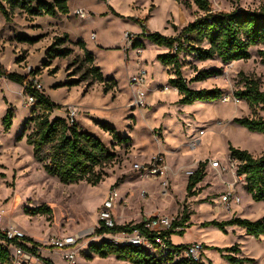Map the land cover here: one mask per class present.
Wrapping results in <instances>:
<instances>
[{"label":"rangeland","instance_id":"obj_1","mask_svg":"<svg viewBox=\"0 0 264 264\" xmlns=\"http://www.w3.org/2000/svg\"><path fill=\"white\" fill-rule=\"evenodd\" d=\"M133 1L68 0L70 15L58 18L31 16L19 8H8L10 20H6L0 11V65L9 73L39 79L43 84V93L46 90V96L60 106L54 111L56 116L67 118L74 110L76 115L73 119L79 129L99 138L116 155L114 161L104 168V179L97 185L85 180L66 185L48 175L42 165L33 159L32 149L27 144V135L34 129V122L30 120L40 110L37 108L33 114L35 105L27 104L29 95L22 90V86L0 77V208L6 210L4 224L16 223L27 237L38 243L41 253L42 250L55 253L54 260L50 256L48 258L52 264H67L62 252L51 247L48 239L86 233L94 228L98 210L108 190L115 187L122 200L115 210L117 225L139 223L148 218L147 214L167 216L173 219V223H178L186 208L190 216L185 223L188 226L183 235H171L176 242L174 245L202 242L205 247L203 262L239 264L227 259V255L233 254L227 248L236 245L240 253L233 255L253 260L244 264H264V236L255 238L235 225L227 226L225 231L202 226L208 221L221 222L233 217L252 221L264 219V202H255L247 194L236 173L237 163L229 153L230 146H233L254 156L264 155V135L249 132L234 122V119L252 116L247 103L234 96V92L243 87L241 77L259 78L264 91V64L258 55L262 47L251 48L250 59L230 63H223L218 58L199 61L193 55L182 54V76L188 82L204 71H218L203 81L192 82L190 87L196 90L219 88L223 95L219 101L184 105L189 108L180 117L171 106L167 109V105H159L162 102L157 100V97L163 101V98L170 100L176 96L173 92L167 95L170 91H163L164 87L170 89L168 80L175 76L173 66H165L158 60V56L168 50L137 33L142 29L136 20L144 21L147 26L149 11H153L156 5L147 4L148 0H139L141 4L137 2L132 7L133 15L126 16ZM209 1L215 12L239 8L256 10L264 5V0ZM156 2L160 7L149 19L150 25L162 28L168 12H173V20H169L167 25L173 36L201 14L192 0ZM110 3L118 10L115 11ZM2 5L7 7L5 2ZM106 5L111 13H106ZM80 8L88 11V18L75 16L74 12ZM93 33L97 35L96 39L92 38ZM64 35L69 41L55 46L50 52L55 39ZM82 40L88 44L95 57L94 64L101 69L103 77L117 82L112 91L104 93L103 85L93 81L84 53L77 46V42ZM139 43L143 46L137 47ZM100 44L113 47L101 49ZM60 49H67L69 54L56 56ZM139 69H146L150 76L149 101L145 108L134 104L129 86V78ZM68 83L74 85L69 86ZM66 104L70 105L64 106ZM8 109L14 114L13 125L9 132H4L3 118ZM171 111L175 116L170 117ZM258 115L264 117L261 111ZM26 122V132L21 137ZM102 125L114 127L130 142L118 143ZM201 129L205 131L202 141L197 150H191L188 143ZM189 134H192L190 138ZM173 153H180L183 160L178 161L177 155L173 160ZM157 154L164 155L165 160L175 166L176 173L182 165L191 166L186 168L185 173L195 171L197 168H191L197 159L198 163H205L206 175L195 187L196 195L188 196L187 192L183 195L184 172L178 180L175 177L179 173L172 180L169 174L172 195H161L153 180L143 178L134 171L135 163H148ZM213 161H219L221 169L213 168ZM171 183L177 185L175 189ZM230 184L241 201L227 210L219 198ZM144 189L148 192L145 197L141 195ZM39 207L48 210L35 216L27 214ZM180 230L182 228L176 229ZM92 237L87 236L80 241L76 264H130L114 256L99 258L91 254L89 244L93 241ZM152 252L165 261L161 248Z\"/></svg>","mask_w":264,"mask_h":264},{"label":"trees","instance_id":"obj_2","mask_svg":"<svg viewBox=\"0 0 264 264\" xmlns=\"http://www.w3.org/2000/svg\"><path fill=\"white\" fill-rule=\"evenodd\" d=\"M180 1V0H177ZM197 6L199 14L193 21L188 23L173 37L165 36L159 32H151L144 21L137 19V23L142 29L140 37L149 39L154 45L168 50L166 54L158 56V60L165 66H173L174 78L168 80V84L177 89L181 98L177 102L179 105H191L196 102L219 101L222 98V91L219 88L212 89H192V82L203 81L218 73L216 70L199 73L189 82L182 76L183 61L182 54L193 55L199 61L220 59L223 63L248 60L251 58L250 49L262 47L258 51L260 61L264 64V5L256 10L234 9L231 11L215 12L209 0H192ZM5 2L7 7L2 5ZM34 4V5H33ZM8 8H19L31 16H57L69 14L68 0H0V11L6 20H10ZM115 13V12H113ZM69 41L67 35L58 37L50 46L49 51H54L55 46H62ZM77 46L83 51L85 60L89 65V72L93 81L103 85V92L108 93L117 87L114 79H105L101 69L95 66V57L89 52L84 43L79 41ZM138 46H143L139 43ZM56 56L65 57L69 54L67 49H60ZM34 74V73H33ZM0 77L19 83L24 92L32 95L36 102L32 113L38 108L40 113L30 121L34 122L33 131L27 135V144L32 149L33 159L42 165L43 170L50 176L55 177L62 184H74L85 180L87 183L97 185L103 181L104 168L114 161L116 155L111 153L108 147L96 136L83 132L79 129L76 121L68 123L67 118H52L53 112L60 106L53 103L43 92H38L29 84V76L17 73H9L0 65ZM243 87L234 92L235 98L245 101L252 111V116L234 119V122L249 132L264 135V117L258 115V111L264 114V91L261 89V80L252 76H242ZM73 86L74 83H68ZM13 111L8 109L3 118L4 132H9L13 125ZM28 122L24 125L23 134L26 132ZM103 129L112 136L118 143H128V137L121 136L114 127L102 125ZM230 158L237 162V175L242 177L248 195L255 202H264V155L254 156L247 150H242L230 146ZM205 163L199 162L197 169L188 177L186 191L188 196L196 195L195 187L205 178ZM45 207H39L28 211L27 214L35 216L47 211ZM190 216L186 208L182 219L178 223H173L172 229L163 232H152L144 229V223L116 225L113 229L102 227L96 234L101 235L106 232H132L140 229L151 242L154 248L151 250L139 247H118L106 240L91 241L89 251L99 258L116 257L121 261L130 264H207L203 261H193L182 256V252L187 245H174L170 238L172 234H184V229L188 226ZM238 226L246 233L255 238L264 236V219L252 221L245 218L233 217L227 221L212 220L202 224L204 227H216L225 231L227 226ZM177 228H182L176 231ZM25 240L33 243L34 248L29 249L23 243V247L36 254L38 243L31 238ZM161 240L165 245L157 244ZM12 244L16 241L7 239L5 233L0 230V264H11ZM164 251L165 261L157 258L152 251L158 249ZM228 252L239 254L238 246L227 248ZM233 254L227 255V259L233 263L244 264L252 259L239 258ZM47 264L51 261L43 259ZM212 264V263H208Z\"/></svg>","mask_w":264,"mask_h":264},{"label":"built area","instance_id":"obj_3","mask_svg":"<svg viewBox=\"0 0 264 264\" xmlns=\"http://www.w3.org/2000/svg\"><path fill=\"white\" fill-rule=\"evenodd\" d=\"M75 16L86 19L89 16L88 11L83 8L77 9L74 12ZM126 37H128L126 35ZM95 38V35H93ZM148 72L146 69H139L134 75L129 78V86L132 89L134 95V104L137 107L145 108L147 106V84H148ZM29 84L38 92H43V84L37 78H31L29 76ZM163 91L169 92L168 87H164ZM35 98L32 95L28 96L27 104L30 106L35 105ZM74 110H71L67 117L68 123H73ZM205 131L201 129L197 135L191 137V140L188 143V147L191 150H195L202 141ZM237 163V162H236ZM211 166L216 169L220 168L219 161L211 162ZM134 171L139 173L143 178H153L159 182V187L161 188V193L166 195L170 191V181L169 174L170 170L166 164L165 156L162 154H157L153 156L148 163H135L133 165ZM194 173L193 170L186 172V176L190 177ZM237 173V167H236ZM239 177V176H238ZM242 183L244 182L242 177H239ZM148 194L146 190L141 191V195L145 197ZM241 198L233 189L230 184L227 186V190L219 198L221 204L226 205L227 210L230 209L231 205L239 204ZM122 202L118 189L113 187L110 188L103 200L101 207L98 210L96 226L86 233H77L72 236L66 237H51L48 239V242L51 247H54L58 251L62 252L63 259L67 264H76V258L79 254L80 241H83L87 236H93V241L106 240L114 246L118 247H139L148 250L154 248V243L151 242L144 234H142L140 229H135L132 232H106L101 235H97L96 232L102 227L110 230L113 229L116 223L115 210ZM6 216V210L0 208V230L3 231L10 241H16L18 244H12V262L11 264H47L43 258H41L39 251L40 248L36 247V254L30 250L25 249L23 246H28L29 249H33V243H29L25 240L27 237L26 232L19 227L16 223L4 224V219ZM144 223V229L152 232H163L172 229L173 219H170L167 216L154 215L148 217L141 221ZM23 243L24 245H20ZM157 244L164 247L165 245L161 240H157ZM204 244L202 242H192L186 246V249L182 252V256L193 261L199 262L203 261L202 254L204 252Z\"/></svg>","mask_w":264,"mask_h":264},{"label":"crops","instance_id":"obj_4","mask_svg":"<svg viewBox=\"0 0 264 264\" xmlns=\"http://www.w3.org/2000/svg\"><path fill=\"white\" fill-rule=\"evenodd\" d=\"M139 3V4H141L140 2H139V0H135V1H133V2H131V4H130V10L128 11V12H126V16H131V15H133V10H132V7L136 4V3ZM171 2H173V0H171ZM149 3H153V4H155L156 5V8L153 10V11H149V18H148V21H146V23H147V28L151 31V32H159L160 34H162V35H165V36H171V37H173V35L170 33V31L171 30H169L168 28H167V25H168V21L169 20H173V12H168V14L166 15V17H165V21L163 22V27L162 28H160V27H156V26H151L150 25V20H151V18L152 17H154V13L156 12V10L157 9H159V3H157L156 2V0H148V3L147 4H149ZM110 5H111V3H110ZM142 6L145 8V3L143 2L142 3ZM68 7H69V5H68ZM111 7L115 10V11H117L118 9H117V7L116 6H114V5H111ZM105 9H106V13H111V12H108V7H107V5L105 6ZM146 11V9H144V13H146L145 12ZM70 7H69V14H67V15H61V14H59V15H57V16H55L56 18H58V16H65V17H67V16H69L70 15ZM150 19V20H149ZM173 30V29H172ZM140 30H138V34H141L142 33V30L139 32ZM93 35H95V38L94 39H96L97 38V35L95 34V33H93ZM92 38H93V36H92ZM144 40V39H143ZM84 40H82L81 42H83ZM79 42V41H78ZM77 42V43H78ZM84 43V45H85V47H86V49L89 51L90 50V48H89V46H88V44L86 45V43L85 42H83ZM99 47L101 48V49H108V48H111V47H113V46H108V45H99ZM90 52V51H89ZM163 67V66H162ZM170 79V78H169ZM165 85H167V84H165ZM170 86V85H169ZM149 87H150V76L148 77V84H147V92H149ZM22 90L24 91V89H23V87H22ZM174 93L176 96L173 98V99H170V100H165L164 98H163V101H161L160 100V98H158L157 97V100H158V102H162V103H159V105H167V109H169V107L171 106L172 108H173V110H175L177 113H179V116L180 117H182V116H184L185 115V113L187 112V111H184V110H187L189 107H185L184 105L183 106H181V105H179V104H177V102L179 101V99L181 98V96L179 95V93H178V90L177 89H175V88H173V87H171L170 86V92L167 94V95H169V94H171V93ZM45 95H48V93L46 92V90H45ZM164 95V94H163ZM166 95V94H165ZM148 98H149V96H148ZM147 98V100L149 101V99ZM149 104V103H148ZM172 104V105H171ZM68 105H70V104H66V105H64V106H68ZM182 113V114H181ZM170 115V117H173V116H175L174 115V113L171 111V113L169 114ZM57 117H61V115L60 116H56V114L53 112V114H52V118H57ZM61 118H65V117H61ZM191 135L192 134H189V138L191 137ZM195 150H197V149H195ZM164 152V151H163ZM174 155H172V157H173V160H174V157H175V155H177L178 156V161L181 159V160H183L182 159V156L180 155V153L178 154V153H173ZM168 159H166V162H167V165H168V167H169V170H170V175H171V180L172 179H174V177H175V175H177V173H179L178 174V176H176L175 178H176V180H178V177H182L181 175H183L184 176V174H186L184 171H186V168H188V167H191V166H186V165H182L181 167H179L178 169V172L176 173L175 171V166H172L171 165V163H169V160L167 161ZM198 161H199V159H197ZM178 161L177 162H175L176 163V165L178 164ZM198 161L196 162V164H194V165H192V168L191 169H196L197 168V166H198ZM183 172H184V174H183ZM139 174V173H138ZM173 176V177H172ZM184 178V180L182 179V181H183V189L185 190L184 191V193H183V195H186V186H187V183H188V177H186V176H184L183 177ZM145 180V179H144ZM148 180H153L156 184H157V188L159 189L160 187H159V182L156 180V179H153V178H149ZM175 180V181H176ZM243 185H245V183L243 182L242 183ZM171 185H172V183H171ZM177 185L176 184H174V185H172V187L175 189V187H176ZM145 190V189H144ZM147 191V190H146ZM159 191V193L161 194V195H163V193H161V188L158 190ZM151 193H153L154 194V192H151ZM127 195H129V194H127ZM156 195V194H155ZM166 195H172V193H171V189H170V191H169V193L168 194H166ZM140 214V213H139ZM148 215V217H150V216H152L153 214H147ZM139 217L141 218V219H143V217H141V214L139 215ZM144 220V219H143ZM143 220H141V221H143ZM170 240H171V242L172 243H174V244H176V242H175V240L172 238V236H171V238H170ZM177 245H180V244H177ZM56 253H58V251H56ZM39 254L41 255V257L42 258H44V259H47V260H50V259H48L49 258V256H50V258H51V260H54V255H55V253H51L49 250H47V251H45V250H42V253H41V250L39 251ZM47 254V255H46Z\"/></svg>","mask_w":264,"mask_h":264}]
</instances>
